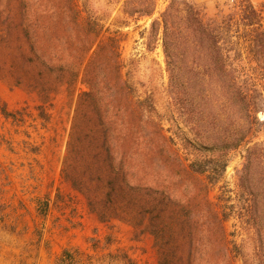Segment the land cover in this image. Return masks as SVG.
I'll return each instance as SVG.
<instances>
[{
	"label": "trees",
	"instance_id": "16d2710c",
	"mask_svg": "<svg viewBox=\"0 0 264 264\" xmlns=\"http://www.w3.org/2000/svg\"><path fill=\"white\" fill-rule=\"evenodd\" d=\"M220 1L207 19L193 0H170L146 38L149 51L161 43L178 116L210 144L187 160L151 98L130 82L120 41L79 0H0V81L34 95L41 121L43 107L65 90L74 105L62 179L99 223L148 234L157 264H264V141L255 136L263 125L264 28L250 0ZM154 4L123 0L121 14L150 18ZM243 42L261 70L257 87L238 73ZM18 115L0 104L5 120ZM235 150L242 165L232 192L223 177ZM48 208L47 196L37 200L40 218ZM70 251L57 264H78Z\"/></svg>",
	"mask_w": 264,
	"mask_h": 264
},
{
	"label": "rangeland",
	"instance_id": "374dc122",
	"mask_svg": "<svg viewBox=\"0 0 264 264\" xmlns=\"http://www.w3.org/2000/svg\"><path fill=\"white\" fill-rule=\"evenodd\" d=\"M169 1L155 0L153 15L137 20L122 16L123 0H79V6L91 11L120 41V58L139 97L151 98L165 134L174 138L184 158L195 160L202 155V148L210 146L206 134L193 136L173 106L160 41L155 47L151 45L150 51L146 47L150 24ZM193 1L207 19L216 17L218 0ZM250 2L261 13L264 28V0ZM218 12L228 14L222 5ZM243 45L238 73L245 86L257 87L262 81L261 70L248 53V43ZM79 89L86 91L84 86ZM0 104L8 112H19L13 121L0 116V264H57L61 252L68 249L78 264H157L148 234L114 220L99 223L87 210L82 196L62 179L60 171L74 105L65 90L43 107L47 121L37 117L39 104L34 95L1 81ZM258 119L263 125L255 136L264 141V113H259ZM227 160L223 184L234 192L236 171L242 165L239 151H231ZM216 194L215 189L211 198ZM44 196L49 199V208L42 219L37 215L36 202ZM234 224V220L227 224L229 232H233ZM243 250L250 252L249 243H243Z\"/></svg>",
	"mask_w": 264,
	"mask_h": 264
}]
</instances>
